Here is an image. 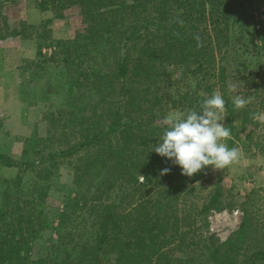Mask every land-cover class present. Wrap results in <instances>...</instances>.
<instances>
[{"label":"trees","instance_id":"obj_1","mask_svg":"<svg viewBox=\"0 0 264 264\" xmlns=\"http://www.w3.org/2000/svg\"><path fill=\"white\" fill-rule=\"evenodd\" d=\"M6 3L0 42L33 34L42 56L51 46L39 66H59L69 91L66 105L44 113L47 134L27 138L21 160L0 145V167L19 168L15 178L0 177V264H264L257 190L239 204L241 227L220 242L200 227L212 209L232 203L221 204L223 176L206 201L188 202L212 167L188 177L153 150L168 113L198 110L214 90L226 101V143L246 146L240 134L264 106V0H40L59 17L80 9L84 28L59 40L45 27L52 18L14 22ZM236 95L255 100L236 109ZM249 142L264 153V140ZM70 160L75 191L62 206L63 230L33 258V242L49 224L48 182ZM165 167L171 171L161 175Z\"/></svg>","mask_w":264,"mask_h":264},{"label":"rangeland","instance_id":"obj_2","mask_svg":"<svg viewBox=\"0 0 264 264\" xmlns=\"http://www.w3.org/2000/svg\"><path fill=\"white\" fill-rule=\"evenodd\" d=\"M7 1L5 12L11 21L24 20L29 24H39L52 18V22L45 27L51 29V36L56 40L71 39L85 26L80 9L75 6L66 9L63 16L59 17L50 10H42L40 0ZM36 39L32 34L30 37L0 42V145L17 161L23 157L27 138L34 137L35 134L40 137L47 134L44 113L52 106L59 108L66 105L68 98L69 84L65 75L60 77L61 68L56 65H46L45 68L39 66V60L53 54V48L44 45L43 56L38 55ZM256 112H264V106ZM247 121L240 134L247 143L240 149L242 156L239 162L223 170L210 169L211 173L207 178L195 183V191L186 198L188 202L201 204L212 194L218 177L223 176L221 204L224 206V203L232 202L233 205L212 209L208 213L206 225L200 227V231L205 232L206 236L214 237L220 242L228 240L241 227L244 215L239 204L251 189L257 190L256 198L261 197L260 213L264 217V153H258L256 147L249 142V138L264 140V124L253 119L252 115ZM71 163L73 160L65 161L48 182L50 196L46 212L49 224L47 231L33 242V258L44 256L49 241L57 239L63 230L60 218L62 206L75 191ZM18 170V167L2 166L0 177L15 178ZM33 179V173L29 171L24 176L23 187L28 189ZM263 217L261 220L264 222Z\"/></svg>","mask_w":264,"mask_h":264},{"label":"clouds","instance_id":"obj_3","mask_svg":"<svg viewBox=\"0 0 264 264\" xmlns=\"http://www.w3.org/2000/svg\"><path fill=\"white\" fill-rule=\"evenodd\" d=\"M184 25L181 19L176 20ZM178 34V33H177ZM196 47H203L199 34H193ZM194 86V85H193ZM228 90L238 92L239 85L229 82ZM255 97L236 95L232 103L236 109H244L252 104ZM226 101L219 90L199 102V109L189 108L182 112H170L164 118V131L160 142L153 149L158 155L168 158L181 168V174L191 177L211 166L213 170H223L241 159L239 147H229L231 129L224 124ZM253 119L264 124V112L252 113ZM171 171L165 167L161 175ZM143 176V175H142Z\"/></svg>","mask_w":264,"mask_h":264}]
</instances>
